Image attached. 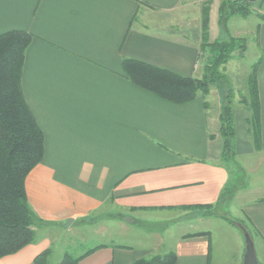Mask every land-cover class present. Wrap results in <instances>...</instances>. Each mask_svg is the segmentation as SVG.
<instances>
[{
	"label": "crops",
	"instance_id": "obj_1",
	"mask_svg": "<svg viewBox=\"0 0 264 264\" xmlns=\"http://www.w3.org/2000/svg\"><path fill=\"white\" fill-rule=\"evenodd\" d=\"M185 2L0 0V33L19 29L32 35L21 88L43 132L44 155L27 174L24 187L38 217L55 223L87 217L105 204L177 212L180 206L216 202L230 179L220 160L219 90L173 103L135 85L122 71V59L133 58L200 77V8L189 24L181 9ZM219 2L211 0L209 5L210 41L220 36ZM259 8L264 15V0ZM261 15L254 42L261 148H253L247 112L236 103L238 155L264 152ZM229 24L230 35L243 37L242 28L233 32ZM247 201L242 211L264 238V194ZM41 226L46 224L35 227L33 243L0 257V264H35V256L54 242ZM180 236L169 246L176 253L174 264H210L208 237ZM93 247L78 264H133L152 251L139 243L98 242Z\"/></svg>",
	"mask_w": 264,
	"mask_h": 264
},
{
	"label": "trees",
	"instance_id": "obj_2",
	"mask_svg": "<svg viewBox=\"0 0 264 264\" xmlns=\"http://www.w3.org/2000/svg\"><path fill=\"white\" fill-rule=\"evenodd\" d=\"M255 2L247 0H220L218 26L220 36L209 40L210 2L200 6L198 57L201 59L200 77L185 76L171 70L133 59H122L123 74L135 85L173 103H186L198 93L205 95L212 86L221 91L218 109L219 131L222 139L221 162L228 168L235 163L236 131L233 99L235 90L222 67L245 50V38L234 37L228 32L232 16L246 17ZM261 1L259 2V6ZM264 19V15H261ZM32 35L14 29L0 33V257L12 254L33 243L35 227L47 224L36 215L28 203L24 182L27 174L44 155V136L24 98L21 88V72L25 50ZM203 55V57H202ZM259 59L250 64L245 74L244 87L237 104L246 110L248 133L255 150L261 148L260 101L257 84ZM207 107V102H204ZM230 179L223 187L216 202L203 205L180 206L188 209H213L234 192ZM212 214V213H210ZM242 231L248 230L240 226ZM208 237V232L187 233L180 238ZM101 246V245H98ZM96 247L73 256L65 251L55 264H78L80 259ZM49 251L43 250L34 258L35 264H49ZM176 253L170 249L136 260L133 264H174Z\"/></svg>",
	"mask_w": 264,
	"mask_h": 264
},
{
	"label": "rangeland",
	"instance_id": "obj_3",
	"mask_svg": "<svg viewBox=\"0 0 264 264\" xmlns=\"http://www.w3.org/2000/svg\"><path fill=\"white\" fill-rule=\"evenodd\" d=\"M260 1L256 0L246 17L235 15L229 19L231 30L234 32V28H242L241 36L245 38L244 52L239 56L236 52L221 68L234 87V107L240 91L243 90L245 74L250 64L257 60L254 42L257 16L261 15ZM204 2L211 0H186L181 9L187 15L189 24H192L191 21ZM178 14L180 17L181 13ZM212 88L216 87L212 86L210 89ZM219 94L221 95L220 90ZM229 169L234 192L213 209L177 208V212H144L137 209H118L111 204H105L92 215L78 220L47 222L46 227L41 226L40 231L54 239L52 246L45 249L49 251L48 262L60 260L65 251L76 256L98 242L128 245L139 243L152 248L149 256L162 254L170 250L169 246L180 234L199 230L196 232L209 233L210 264H241L246 247L240 228L243 225L254 242L258 262L264 264V238L255 231L242 211L248 203L247 200L264 194V152L236 154L235 163ZM51 252L53 255L50 259Z\"/></svg>",
	"mask_w": 264,
	"mask_h": 264
},
{
	"label": "water",
	"instance_id": "obj_4",
	"mask_svg": "<svg viewBox=\"0 0 264 264\" xmlns=\"http://www.w3.org/2000/svg\"><path fill=\"white\" fill-rule=\"evenodd\" d=\"M249 2H254L256 0H247ZM244 239H245V251L243 253L242 262L241 264H261L258 262L255 249H254V242L250 235L243 231Z\"/></svg>",
	"mask_w": 264,
	"mask_h": 264
}]
</instances>
